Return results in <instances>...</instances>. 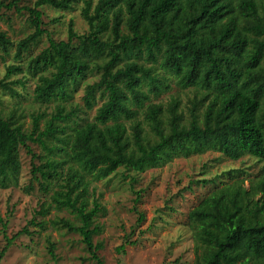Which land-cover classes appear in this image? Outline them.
<instances>
[{
    "label": "trees",
    "instance_id": "obj_1",
    "mask_svg": "<svg viewBox=\"0 0 264 264\" xmlns=\"http://www.w3.org/2000/svg\"><path fill=\"white\" fill-rule=\"evenodd\" d=\"M78 2L89 31L78 34L71 22L67 40L48 33V46L28 62L27 71L38 76L35 99L57 102L50 117L34 115L29 131L16 113L6 116L2 96H18L17 86L25 83L9 78L25 69L10 64L0 77V188L18 184L20 147L39 142L49 153L33 166V178L52 193L38 213L46 216L54 207L74 214L50 223L79 233L92 259L103 264L98 251L104 244L94 242L103 211L94 182L122 167L145 172L208 151L264 159V0H0V9L28 11L34 29L15 43L0 28V60L12 49L16 60L31 52L46 32L42 6L72 10ZM96 75L99 80L87 81ZM171 82L194 90L188 114L179 99L153 102ZM83 83L87 108L103 102L93 121L72 125L79 111L66 103ZM233 173L244 170L225 172ZM245 181L218 186L189 212L194 264H264V172L248 186ZM0 222L6 227L1 213ZM24 233H31L28 226L7 237L0 263ZM48 242L57 259L55 243Z\"/></svg>",
    "mask_w": 264,
    "mask_h": 264
},
{
    "label": "rangeland",
    "instance_id": "obj_2",
    "mask_svg": "<svg viewBox=\"0 0 264 264\" xmlns=\"http://www.w3.org/2000/svg\"><path fill=\"white\" fill-rule=\"evenodd\" d=\"M25 4L33 2L20 3ZM82 6V2L76 3L72 10L42 6L45 34L22 60L15 59V49L0 60V77L5 75L6 67L10 64H22L25 69L23 73L9 78L23 77L25 83L17 86L18 96H2V111L6 116L16 113L29 131L33 116L43 114L44 118L50 117L57 102L41 103L35 99L38 76L27 71L28 62L31 55H37L48 46V33L56 40H67L71 22L78 34L89 31V24L82 15ZM28 18L26 10L18 12L14 8L2 7L0 28L17 43L34 30ZM97 80L99 75L87 81L93 83ZM84 95L85 83L66 103L68 110L77 108L79 111L72 125L93 121L103 102L98 98L92 108H87ZM193 96L192 88L181 89L171 82V89L160 96H153L152 100L168 104L172 98L179 99L182 109L188 114ZM124 121L129 127L133 124L131 120ZM43 124L44 120L41 126ZM67 132L71 130L67 129ZM27 145L20 147L22 168L18 184L0 188V213L6 223L4 227L0 222V251L6 245L7 237H14L25 226L31 233L19 235L6 250L0 264H97L79 233L55 228L50 223V220L60 217L74 219V214L54 207L46 216L38 213L41 203L49 200L52 191L47 193L40 189L38 181L33 178V166L42 163V158L49 151L39 142L29 141ZM233 169H242L244 174L233 173L230 178L225 172ZM263 172L264 159L246 155L232 160L219 152L208 151L188 158H176L162 167L145 172L122 167L110 177L94 182L92 188L96 190L95 196L103 206V211L96 218L102 232L94 236V242L104 244L98 251L103 264H194L195 240L189 224V212L218 186L243 177H246L245 184L248 186L250 179ZM41 222L46 224L44 229ZM49 240L56 245L57 259L49 252Z\"/></svg>",
    "mask_w": 264,
    "mask_h": 264
}]
</instances>
